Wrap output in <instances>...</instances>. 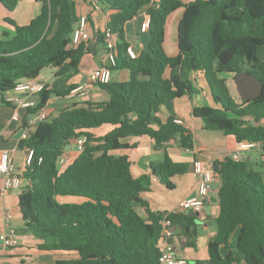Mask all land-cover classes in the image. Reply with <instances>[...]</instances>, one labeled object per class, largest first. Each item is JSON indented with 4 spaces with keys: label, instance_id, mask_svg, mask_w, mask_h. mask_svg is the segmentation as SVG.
Returning a JSON list of instances; mask_svg holds the SVG:
<instances>
[{
    "label": "trees",
    "instance_id": "trees-1",
    "mask_svg": "<svg viewBox=\"0 0 264 264\" xmlns=\"http://www.w3.org/2000/svg\"><path fill=\"white\" fill-rule=\"evenodd\" d=\"M36 1L40 14L27 26L7 19L15 36L0 39V104L12 107L6 98L16 85L39 78L45 70L56 77L77 73L85 55L98 56L91 42L99 52L115 56L111 73L130 72L126 82L97 84L108 101L79 103L58 116L48 115L28 139L20 140L21 149L35 153L22 174L26 184L18 209L25 228L40 241L37 248L68 256L55 264H160L162 221L167 217L181 246L196 249V216L155 213L142 199L152 192L154 179L174 190L173 179L186 174L190 163L176 162L165 152L162 161L150 163L148 174L134 177L130 158L121 152L134 148L125 142L131 137L148 138L156 148L178 138L181 148H192L191 133L175 123L177 116L162 121L159 113L167 102L200 94L199 77L211 102L195 106L192 116L207 131L231 137L238 146L261 144L264 151V89L254 100L238 101L237 91L229 88V77L234 81L242 72L264 85V63L256 56L264 45V0H86L93 10L98 6L110 14L104 27L95 35L90 31L89 39L77 46V0ZM0 3L13 11L18 0ZM144 9L149 18L147 52L131 58L124 27ZM181 10L178 51L170 56L164 50L167 20ZM109 37L115 39L113 47ZM227 49L234 57L223 65L220 55ZM75 88L58 92L46 87L36 96L37 105L22 112L21 130L46 109L52 96L66 97ZM107 125L113 129L93 134ZM82 137L87 138L82 152L60 169L67 146ZM258 167L264 168V160L255 165L226 157L213 164L221 181L217 230L208 243V258L197 264H264V174Z\"/></svg>",
    "mask_w": 264,
    "mask_h": 264
},
{
    "label": "crops",
    "instance_id": "crops-1",
    "mask_svg": "<svg viewBox=\"0 0 264 264\" xmlns=\"http://www.w3.org/2000/svg\"><path fill=\"white\" fill-rule=\"evenodd\" d=\"M77 3L80 15L86 14L89 16L90 31L95 35L100 28L106 25L110 13L94 11L86 0H77ZM146 11L147 9L141 11L137 19L130 21L124 27L125 36L130 47L138 54L147 52L149 42L148 27H146L149 18L147 17ZM40 12L41 4L36 0H18L17 6L13 11L6 10L0 3V39H12L15 36L14 28L7 22V19L13 21L18 26H27ZM175 14V18L172 16L173 18L170 17L168 20L178 25L183 16V10ZM136 34V38H140L139 44L137 45L132 41ZM91 47L93 52L98 53V56L95 57L92 53L85 55L79 65L77 73L70 72L65 76L56 77L55 72L49 70V73H43L39 79L46 82L48 89L58 92L65 91L70 86L77 88L88 84L91 73L101 68V62L105 57V52H99L95 42H91ZM173 52L174 50L171 53ZM176 54L171 55L175 56ZM129 77L130 72L128 70L112 71L111 82H126L129 80ZM197 89L200 91V94L193 95L191 98L183 97L164 104L161 108V113H159V118L165 121L167 117L175 114L178 119H182L185 123L184 128L191 133L194 146L200 150L198 153L186 152L185 149L181 148L178 138L171 140L162 148H156L155 143L145 137H131L125 141L134 147L129 151L121 152L122 155H127L130 158L134 177L148 174L150 163L162 161L165 152L176 162L190 163V170L186 174L173 179V182L175 180V188L172 191H167L154 179L153 186L158 189L156 195L152 187L151 193L142 196V199L148 203L152 212H174L181 202L197 195L199 177L192 171V163L194 160H201L204 165L210 164L213 168V164L216 161L231 157L238 150L239 146L233 138L226 137L219 132L216 133L222 137L210 135L211 133L209 132L211 131L205 130L202 122L192 116V110L195 106H201L205 100L211 102L206 83L202 77L198 78ZM106 94L97 85H93L91 92L85 97H73L70 94L63 98L52 96L47 104L46 111L50 117H55L64 109L72 107L75 104L106 102L109 100V96ZM35 98L37 99V97ZM186 109L189 110V113ZM12 114V107H6L0 104V149H8L11 151L12 160L19 174H22L25 170L24 161L26 151L19 147L22 135L21 123L13 121ZM188 114L190 116H187ZM112 129V126L107 125L95 129L92 132L95 136H102ZM69 145L70 149H66L65 154L70 155L74 159L80 153L77 150L76 140L72 141ZM245 159L256 165L258 162L264 160V155L260 149H248L245 151V155L241 157V160ZM256 159L257 161H255ZM23 184H26V182L24 181ZM1 185L2 181H0V187ZM220 187L221 181H218L214 185L213 194L206 201L204 209L200 213H197V248H183L178 232H175L173 241L178 256L186 259L189 264H197V262L205 261L208 258V243L216 235L217 230L215 220L219 215L218 192ZM19 193L20 191L15 190L3 197L0 196V234L14 232L18 240V245L14 248H4L0 243V264H55L60 259L68 258L66 254L41 251L37 248L40 241L25 228L24 221L18 209ZM73 200H70V198L67 199V201ZM7 211L12 215L9 224H6L4 221V214ZM138 212L142 216L146 215L142 208H139Z\"/></svg>",
    "mask_w": 264,
    "mask_h": 264
},
{
    "label": "built area",
    "instance_id": "built-area-1",
    "mask_svg": "<svg viewBox=\"0 0 264 264\" xmlns=\"http://www.w3.org/2000/svg\"><path fill=\"white\" fill-rule=\"evenodd\" d=\"M94 11H101V9L96 6ZM148 26L149 21L146 23V27ZM89 37L90 25L88 15L84 14L80 16L77 26L74 30L73 43L77 46L83 41L88 40ZM108 42L110 47L115 45L114 38L109 37ZM127 51L131 58L138 57V53L132 47L128 48ZM115 66V56L112 53L106 54L102 60L101 68L91 73L89 83L72 90L70 96L85 97L91 92V87L93 85L107 84L111 82V68ZM46 87V82L39 78L34 80H25L18 83L14 92L6 98V102L10 103L13 108L12 120L21 123L22 112L37 105V99L35 97L45 90ZM47 116L48 113L46 109H44L38 115L33 117L28 122L27 127L22 130L21 140L28 139L35 127L39 123L45 121ZM175 123L182 127L185 126V123L182 119L176 118ZM86 142V137L76 140L77 150L79 152H82ZM248 149H260L264 155L261 144L250 143L241 144L238 147V150L232 154L231 158L236 161L240 160L242 157V152ZM185 151L195 154L200 150L194 146L192 148L185 149ZM34 156L35 153L33 150L26 151V157L24 161L25 169L32 164ZM71 160L72 158L70 155H62L58 161L59 167L64 168L69 162H71ZM39 161L41 162L42 159ZM192 171L199 177L197 195L181 202L174 211L176 214L200 213L204 209L206 201H208L212 196L214 185L220 181V175L213 170L212 166L210 164L204 165L201 160L193 161ZM22 174H19L18 169L12 160L11 151L8 149H0V181H2V185L0 187V196L3 197L11 191H20L24 182ZM11 218V213L9 211L5 212L4 221L6 224L10 223ZM173 235L174 230L172 228V223L167 217H165L162 221V239L159 245L160 264H189L186 259L178 256V252L173 243ZM0 243L4 248H14L18 245L17 236L14 232L1 233Z\"/></svg>",
    "mask_w": 264,
    "mask_h": 264
},
{
    "label": "water",
    "instance_id": "water-1",
    "mask_svg": "<svg viewBox=\"0 0 264 264\" xmlns=\"http://www.w3.org/2000/svg\"><path fill=\"white\" fill-rule=\"evenodd\" d=\"M258 60L264 63V45H261L256 50ZM234 57L232 50H224L220 55V60L223 65H227ZM237 93L243 100H254L258 98L264 89L263 83L253 74L246 72L238 73L234 77ZM191 216H197V213H190Z\"/></svg>",
    "mask_w": 264,
    "mask_h": 264
},
{
    "label": "rangeland",
    "instance_id": "rangeland-1",
    "mask_svg": "<svg viewBox=\"0 0 264 264\" xmlns=\"http://www.w3.org/2000/svg\"><path fill=\"white\" fill-rule=\"evenodd\" d=\"M175 15L176 14H171L168 17V19H170V17H172V16L175 18ZM167 21H168V25L166 27L167 30H166V36H165L164 50L166 51V53L168 55L172 56L171 54L177 53V51H178V47H177V31H178V25H176V23L171 22V20H167ZM171 26H172V28H171ZM171 29H172V31H171ZM136 37H137V34L134 35V39L132 41L137 45V44H139L140 38L137 39ZM126 40H127V38H126ZM172 50H174L173 53H171ZM123 56L126 57V55L124 53H123ZM43 73L44 74H47V73H49V70H45ZM229 79L231 81V83L229 84V88L236 93L237 89H236L235 82L233 81V77L231 76V77H229ZM106 95H108V94H106ZM235 98H236V100L240 101V97H238V94H235ZM183 103H187V102H183ZM186 111L189 113V110L188 109H186ZM187 116H190V114H188ZM209 133H211L210 135H213V136H216V137H222V136H220V134H217L216 132H209ZM66 149L69 150L70 149V145H68ZM242 155H245V151L242 152ZM255 161H257V159ZM60 169H62V168H60ZM257 169H258V171L263 172V174H264V168L258 167ZM263 180H264V178H263ZM174 183H175V180H174ZM157 190L158 189L155 186H153V192L155 193V195L157 193ZM157 196H159V194H157ZM71 199L78 200V203L81 202V200L79 198H70V200ZM166 201L168 202L167 199H166Z\"/></svg>",
    "mask_w": 264,
    "mask_h": 264
}]
</instances>
